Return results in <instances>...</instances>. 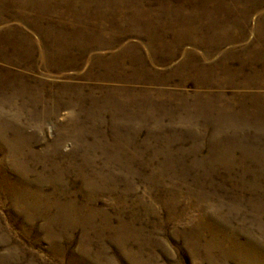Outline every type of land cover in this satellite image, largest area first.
<instances>
[{"label": "rangeland", "instance_id": "rangeland-1", "mask_svg": "<svg viewBox=\"0 0 264 264\" xmlns=\"http://www.w3.org/2000/svg\"><path fill=\"white\" fill-rule=\"evenodd\" d=\"M0 264H264V0H0Z\"/></svg>", "mask_w": 264, "mask_h": 264}]
</instances>
